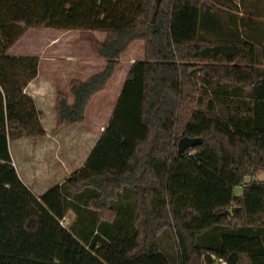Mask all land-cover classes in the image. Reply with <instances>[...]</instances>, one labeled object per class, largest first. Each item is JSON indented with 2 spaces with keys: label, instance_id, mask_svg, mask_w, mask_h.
Returning a JSON list of instances; mask_svg holds the SVG:
<instances>
[{
  "label": "trees",
  "instance_id": "1",
  "mask_svg": "<svg viewBox=\"0 0 264 264\" xmlns=\"http://www.w3.org/2000/svg\"><path fill=\"white\" fill-rule=\"evenodd\" d=\"M231 6L0 0V54L44 26L78 30L105 61L56 94L59 128L84 124L121 55L144 43L139 120L111 118L84 165L39 198L12 164L0 89V264H107L99 254L124 230L134 244L111 264H264V181H245L264 170V30L259 11ZM185 136L201 142L180 152Z\"/></svg>",
  "mask_w": 264,
  "mask_h": 264
},
{
  "label": "rangeland",
  "instance_id": "2",
  "mask_svg": "<svg viewBox=\"0 0 264 264\" xmlns=\"http://www.w3.org/2000/svg\"><path fill=\"white\" fill-rule=\"evenodd\" d=\"M243 8L260 12L258 19L264 30V0H232V6L226 10L241 15ZM240 30L245 36L247 30L241 27ZM138 52V59L129 67L123 87L114 83L103 94L94 97L85 111L84 124L60 128L56 126L55 89L67 93L65 86L69 80L85 77L99 67V59L89 42L81 39L78 30L30 27L5 54H0V88L5 102L12 164L28 188L29 159L33 156L44 157L51 165L59 155L72 161V168H75L95 144L109 118L139 120L144 58ZM123 62L127 64L126 56ZM42 80L50 82L48 91L41 89ZM55 82L57 84L53 86ZM69 218L70 214L62 221L65 226L69 225ZM163 241L168 246L171 238L166 236ZM133 244L134 238L124 230L101 250L99 257L111 264L121 259ZM175 252L171 249V254Z\"/></svg>",
  "mask_w": 264,
  "mask_h": 264
},
{
  "label": "crops",
  "instance_id": "3",
  "mask_svg": "<svg viewBox=\"0 0 264 264\" xmlns=\"http://www.w3.org/2000/svg\"><path fill=\"white\" fill-rule=\"evenodd\" d=\"M66 31H71V30H66ZM92 34L99 41L104 40V38L106 36V34L104 32H100V31H93ZM138 50L141 52V57L144 58V43L142 41H134L133 43H131L129 45V47L121 55V57H120L121 64L117 68L112 79L109 81L106 88L103 91L96 94L95 97L103 94L108 89V87L114 83H116L118 85L120 83V85H119L120 87H123L125 85V81L129 75V73H128L129 67L132 65L133 61L138 59V56H137L139 54ZM95 56H96L97 60L99 59L98 69L97 68L93 69V71L91 70V72L88 73L85 77L76 78V79L85 80L90 75L103 70V68L105 66L104 59L100 58L96 54H95ZM125 56L127 59L126 65L123 62ZM101 59H102V61H101ZM260 66L263 67L264 62H262V64ZM71 80H69L68 83L66 84V86H65L66 88L69 87V83ZM56 84H57V82H55L53 86H56ZM50 86L51 85H50L49 81H47V80L41 81V89L43 91L44 90L48 91ZM55 90L57 93L59 91H62V89H55ZM111 118H113V117H111ZM111 118H109L108 120H110ZM101 134H102V132H101ZM98 138H97V140H98ZM97 140H96V142H97ZM96 142H95V144H96ZM95 144L91 147V149L89 150L87 155L83 158V161L81 163H79L75 168H72L73 167L72 161H69V160L66 161V159H64L63 157H61L59 155L56 157L57 161H55L54 164H51V165H49V163L46 162L44 157H38V155H35L32 158H30L29 159V189L33 192L34 195H36L39 198L42 194H44L50 188H52L54 186L61 185L71 174H73L76 170L80 169L84 165L86 159L88 158V156H89L91 150L93 149V147L95 146ZM9 151H10V148H9ZM10 155H11V159L13 160L11 152H10ZM252 180L260 181V182L264 181V170H259L256 172V174L254 176L245 178V181H247V182L252 181ZM35 190H36V192H35ZM233 193L237 196L241 195L242 194V186L241 185L235 186L233 188ZM69 214H70V218H69L70 219L69 224H70L71 222H73L75 220L76 214L72 210H68L66 213V216H68ZM66 216H65V218H66ZM65 218L62 220L63 222L65 221Z\"/></svg>",
  "mask_w": 264,
  "mask_h": 264
},
{
  "label": "water",
  "instance_id": "4",
  "mask_svg": "<svg viewBox=\"0 0 264 264\" xmlns=\"http://www.w3.org/2000/svg\"><path fill=\"white\" fill-rule=\"evenodd\" d=\"M161 0H155V10L157 9ZM201 139L198 137H182L178 142V150L183 152L185 149L194 147L195 145L199 144Z\"/></svg>",
  "mask_w": 264,
  "mask_h": 264
},
{
  "label": "built area",
  "instance_id": "5",
  "mask_svg": "<svg viewBox=\"0 0 264 264\" xmlns=\"http://www.w3.org/2000/svg\"><path fill=\"white\" fill-rule=\"evenodd\" d=\"M62 223V222H61ZM215 264H226V262H224V261H218V262H216Z\"/></svg>",
  "mask_w": 264,
  "mask_h": 264
}]
</instances>
